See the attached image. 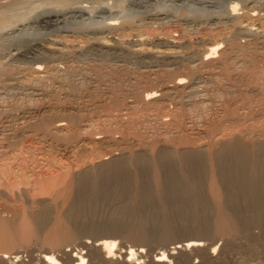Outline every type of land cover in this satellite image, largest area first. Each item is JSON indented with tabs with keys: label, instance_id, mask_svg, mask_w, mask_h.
Segmentation results:
<instances>
[{
	"label": "bare ground",
	"instance_id": "1",
	"mask_svg": "<svg viewBox=\"0 0 264 264\" xmlns=\"http://www.w3.org/2000/svg\"><path fill=\"white\" fill-rule=\"evenodd\" d=\"M23 2L0 5V30L18 22ZM237 2L227 7L229 16L223 14L238 27ZM234 33L210 40L194 64L174 61L164 68L163 60L156 71L82 62L70 50L57 55L34 42L15 52L28 64L1 59L0 264H194L188 263L189 250L198 251L197 264H207L219 248L206 240L224 237L226 247L241 251L239 234L247 238L244 254L260 252L264 37ZM251 225L260 234L252 235ZM85 235L141 244L170 240L171 247L146 262L141 245L123 250L116 237L89 241ZM82 236L81 247L64 245ZM32 241L45 248L24 259L20 247Z\"/></svg>",
	"mask_w": 264,
	"mask_h": 264
},
{
	"label": "rangeland",
	"instance_id": "2",
	"mask_svg": "<svg viewBox=\"0 0 264 264\" xmlns=\"http://www.w3.org/2000/svg\"><path fill=\"white\" fill-rule=\"evenodd\" d=\"M13 1H18V0H0V5L8 3V2H13ZM33 1H35V0H33ZM33 1L27 0V2H26L24 0L25 3L23 2L24 4H22L21 7L16 12V13H19L21 15L18 19V22L17 23L14 22V24L10 25L11 27H6L8 29L3 28L4 31L0 30V46H1L0 50L2 51V52H0V60L2 59L1 62H6V60H7L9 63H12V64H15L16 62H18V64H20V63H23V64L27 63L28 64V60H26L23 57L20 58L19 56L15 55V52L17 50H22V48H23V50L24 49L26 50L29 46L28 44L31 42L30 46H32L33 42H34L33 46H37L38 49L40 48L41 49V50L39 49L40 51H44V50L48 51L50 49L49 52H51V50H52L53 53H55V54L57 53V55H60V53L63 55H66L70 51H72L68 55L72 56V58L74 60L80 59V60H82V62L83 61L87 62L88 60H89L88 63L89 62L92 63L93 61H95V63L93 62L94 64H97V63L107 64V62H109L107 65H109V64H110V66H118V65L122 66V65H124V67L126 65L127 66L126 68H129L130 70H133L136 67L137 69L138 68L139 69L137 70L135 68L136 70L135 69L134 70L139 71V72H141V71H156V70L162 68L164 66L163 63H165V62L168 65L165 63L166 65L164 66V68H172L174 65L173 64L174 61L175 62L177 61L179 63H184V64L186 61V64H194L196 62L195 61L196 58H194V57H197V55L195 56V54H198L200 51L202 52L203 50H205L204 47L207 46V44L210 40L218 39L220 37L222 38L225 36V34L227 36L229 34H230L229 36H231L234 32L236 33V35H239V36L243 32L245 34H247V36L245 34H244L245 36L242 34L240 36L242 38L243 36L244 37H250L248 35H251V33L249 34V32L252 31V33H255V34L260 33V35H257V36L264 37L263 36L264 35V10H262L264 7V0H73V1L69 0L67 3L62 4V5H60V2H57L58 0H56V1L50 0L51 2L49 0L48 1L43 0L45 3L42 0L41 1L36 0L37 3H36V1H35V3H33ZM235 1L236 2L238 1L237 3H239V5H240V6H238V9H237V11H239V12H236V14L238 13L239 15L238 14H237V16L235 15L236 19L239 18L238 19L239 21L235 19V21H238L237 24L239 23L238 27H237L236 23H233L234 19L231 20V18L228 17L229 16V14H228L229 9L227 7H230L229 5L232 3H236ZM255 2H258V3H255ZM259 3H261V4L258 5ZM255 4L258 6L256 7ZM23 6H25V8ZM28 6H29V8L27 9ZM247 6H249V7H247ZM239 7L241 8L240 10H239ZM261 7H262V9H260ZM21 8H23V9H21ZM251 9H254L256 11L255 13H258V14H256L255 16H252L251 13H253V14H255V13H254V10L251 11ZM258 9L260 11H258ZM248 12L249 13L251 12L250 13L251 15ZM223 13H226L228 16L226 14H223ZM195 14H197V16H194ZM184 15H185V17H183ZM225 15L227 17H225ZM257 15H259V16H257ZM22 16H23V18H22ZM190 16H194L195 19H194V17H190ZM198 16H199V18H198ZM205 16H207V17H205ZM215 16H218V17H215ZM150 17H152V18H150ZM155 17H157V18L155 19ZM252 17H254V18H252ZM110 19H111V21L112 20L116 21L114 23L115 26L113 25L114 26L113 28L111 25L110 26L105 25V24L110 22ZM243 19H245V20L242 21ZM16 21H17V19H16ZM107 21H109V22H107ZM185 21L186 22L188 21L187 24ZM198 21H200V22H198ZM229 21H231V24ZM215 22H216V24H215ZM232 23H233V25H232ZM104 25L107 27H103ZM245 25H247V26H245ZM211 26H212V28H208ZM85 27H87V28L85 29ZM97 27H98V29H97ZM108 27H110V28H108ZM221 27H223V28H221ZM234 27H235V30H234ZM244 27L245 28L247 27V28L245 29ZM91 28H93V29H91ZM216 28H217V30H216ZM226 28L229 29V32L232 29L234 30V32H232V34H231V33L227 32L228 29L226 30ZM239 28H241V29H239ZM101 29H102V31L99 32L98 30H101ZM108 29H109V31H108ZM236 29H239L237 31L241 30L240 31L241 33L239 32L240 34H238V32H236ZM80 30H82V31H80ZM245 30L246 31L250 30V31L246 32ZM219 31H221V32H219ZM224 31L226 33H224ZM81 32H83V33H81ZM84 32H85V34H84ZM96 33H99V34H96ZM178 35H180V36H178ZM253 35L254 34H252V36ZM94 38L96 41L93 40ZM187 39H189V40H187ZM84 41H86V42H84ZM88 41H89V43H88ZM99 41H100V44H103V46L105 45L104 48L107 46L105 48L107 50L103 49L102 45L99 46V43H98ZM101 41H103V42H101ZM20 42L21 43L27 42V43H26V45L25 44L22 45ZM18 43H20L22 46L18 45ZM79 43H80V45H79ZM91 43H93V44H91ZM116 43H118V44H116ZM70 44L73 45V48L71 47ZM96 44L99 47L95 46ZM111 44H113V47L108 48L111 46ZM17 45L19 48H16ZM87 45H91V46H87ZM116 45H120V46H116ZM179 45H181V46H179ZM199 45L202 46L201 50L196 49V48H200ZM85 46L88 48V50ZM75 47L76 48L79 47V48H77L78 50L74 49ZM119 47H121V48L119 49ZM124 47H126V48L124 49ZM42 48H43V50H42ZM44 48H48V49H44ZM92 48H94L95 50H93ZM98 48H101V49H98ZM9 49H10V51H9ZM83 49H84V51H83ZM96 49L98 51H96ZM186 49H188V51ZM65 50L68 51L66 54H64L66 52ZM102 50L105 52H102ZM194 50L196 52H194ZM197 50H198V52H197ZM57 51H60V53H58ZM77 51L79 54H77ZM116 51L120 52V54L119 53L117 54ZM134 51L138 52V53H135ZM141 51H144L145 53H143ZM10 52H14V54L13 53L11 54ZM74 52L76 54L72 55V53H74ZM139 52L142 54H140ZM3 53H5V54H3ZM126 53H128L129 55ZM171 53H172V55H171ZM188 54H193V55H188ZM186 55L191 56V57H189L190 58L189 60L187 58L188 56H186ZM126 56H127V58H126ZM150 56L151 57L156 56V58L154 59V57L151 58ZM4 57H6V58L8 57V59H6ZM103 57H105V59ZM164 57H165V59H163ZM167 57L168 58L175 57V58H173L172 59L173 61H171V59L169 60ZM182 57L184 59H187V60H184V59L180 60L179 58H182ZM102 58H103V61L105 63H103ZM18 59L21 60L22 62L18 61ZM109 59H110V61H109ZM174 59H176V60H174ZM163 60L164 61L166 60V61L164 62ZM126 61H127V63H126ZM193 61H195V62L193 63ZM145 62H146V64H145ZM160 62L161 63L163 62V63L161 64ZM170 62H172V63H170ZM144 64L146 65V68H145ZM158 65H162V66L159 67ZM167 66H169V67H167ZM131 67H132V69H131ZM154 67L156 68V70ZM206 194H207V192H206ZM31 207L37 208L38 205L35 204ZM256 226L257 225H254V226L251 225L249 227V231L251 230L250 232L252 235H258L261 232L260 227L259 226L256 227ZM253 232L255 234H253ZM115 235H117V234H115ZM115 235H113L112 237L108 236V235H102V236H96V237L93 235H87V236L85 235L86 238H85V236H82V238L77 237L72 241L64 243V245L67 248H69V247L70 248H79V247H81V243L87 239L89 241H93V239H95L97 237L98 238L99 237L100 238H115L116 237L115 239L118 240V243L123 250L128 249L129 246H130V248L134 249L138 245H141L144 249V252H143L144 256L143 257L144 258L146 257L145 259L144 258L143 259L146 262H148L153 257V254H155L156 252L163 250V248H164V250H166V249L168 250L169 247H171V244H169L170 240H169V242L165 243L159 239H155L151 242H146L144 244H141V243L134 242L130 239H125L122 237L118 238L119 236L117 237ZM239 235L237 236L235 241L240 242V240H241L240 243H242V244H240L238 242H237V244L240 246L243 245L240 248L245 249L244 246L246 244L247 238H245L241 234H239ZM183 237H185V236H176L174 239L179 240V239H182ZM225 239L226 238H224V237H216V238H213L211 240H206L207 246H209L211 244V246H209V247L217 245L216 247L219 248V249H217V248L215 249L214 259L210 260L209 263H207V264H226V263L227 264H233V263L234 264H241L239 262V260L242 261L243 257H244V260H246V262L243 260L245 264H259L261 259H262V262L260 264L264 263V261H263L264 257H261L262 255L264 256V248H263L264 244L263 245L261 244V247L259 250L260 252H258L257 254H248L247 255V254H244L245 251L243 249H240L241 251H239V248L232 246L234 248V251H233V248L231 246L226 247L227 241ZM223 241L225 243H223ZM209 242H211V243H209ZM212 243L215 245H212ZM262 243H264V242H262ZM27 245H25V246L23 245L22 248L20 247V254H24V255H21L24 259H28L30 256L29 254L36 253L37 251L39 252L40 250H38V248L43 250V247L45 246L42 244H41L42 245L41 246L39 244V242L37 243V241H32L31 243H29ZM26 246H27V248H26ZM226 248H228V249H226ZM189 251L185 252V254L190 257V258L188 257L189 258L188 263H190V261L194 264L199 263L201 258H200V255H198L199 254L198 251H195V250H193V251L189 250ZM240 254H242V256H240ZM236 256H238V257H236ZM256 257H257V259H255ZM174 264H176V262Z\"/></svg>",
	"mask_w": 264,
	"mask_h": 264
}]
</instances>
